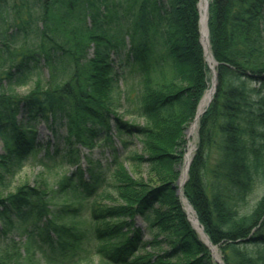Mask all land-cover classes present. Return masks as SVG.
Segmentation results:
<instances>
[{
	"label": "trees",
	"instance_id": "1",
	"mask_svg": "<svg viewBox=\"0 0 264 264\" xmlns=\"http://www.w3.org/2000/svg\"><path fill=\"white\" fill-rule=\"evenodd\" d=\"M199 3L0 0V21L9 24L0 26V68L5 69L0 73V140L5 149L0 184L6 172L37 150L36 126L59 120H65V144L70 146L92 150L102 141L112 144V131L124 148L137 140L144 153L133 154L130 161L147 165L158 178L135 180L114 156L107 188L121 202L94 208L97 196L91 204V236L109 264H214L175 186L185 131L210 84ZM12 15L11 23L6 22L4 17ZM208 30L217 86L198 122L184 197L225 264H264V194L253 209H246L264 168V0H210ZM126 40L130 63L142 74L135 114L143 125L125 121L114 103L118 75L111 55ZM42 62L49 71L46 84L40 77ZM33 82L26 95L15 92ZM70 158L75 170L54 188L24 184L0 196V223L12 227L15 220H45L40 242L81 244L85 234L65 220L80 218L82 204L76 199L87 198L107 179L102 165L88 159L87 181L85 170ZM53 196L70 203L54 214ZM147 248L153 252L141 253ZM0 264H7L1 255Z\"/></svg>",
	"mask_w": 264,
	"mask_h": 264
},
{
	"label": "rangeland",
	"instance_id": "2",
	"mask_svg": "<svg viewBox=\"0 0 264 264\" xmlns=\"http://www.w3.org/2000/svg\"><path fill=\"white\" fill-rule=\"evenodd\" d=\"M208 1L210 2V0ZM12 18L13 15L11 17H4V19H7L6 22L8 23H11ZM0 26L6 28L9 24L5 26L0 21ZM31 39L29 40V46L32 43ZM127 43L128 41L126 40V46H120L119 50L111 55L115 73L118 75L117 81L114 83L116 84L117 89H115L113 98L118 115L123 117L125 121L143 125L145 124V121L135 114V109L137 108L135 98L137 96V92L142 88L143 79L141 72L137 69L138 66L130 63L132 59L128 58L129 46ZM88 53L91 56L92 50ZM41 66L43 67V62ZM3 70H5L4 67L0 68V73ZM40 77L44 83L48 82L49 71L47 68L43 67L40 69ZM209 79L210 84L208 90L210 89V86H212L214 80V75L211 71ZM33 88L34 82L25 87H17L15 92L20 95H26ZM127 111L130 112L128 113ZM192 123L188 126L184 135L186 147L182 162L178 167L179 176L175 184L176 194L186 211L192 228L196 231L202 242L208 247L213 263L225 264L219 248L212 245L217 249L220 260L215 258L213 249L207 245L206 239L203 238L199 232L197 228L198 224H195L197 220L196 222L193 220V216L195 214L191 211L189 207L190 204L184 197L183 189L185 184H180L182 169L185 163V155L188 152L190 145L194 148V155L198 144V127L190 139L187 135ZM36 127L37 150L33 151L26 159H23L21 164L13 166V169H11L9 173H5L6 181L4 184H0V196H6L10 193H14L18 187L24 184L29 185L31 188H54L64 175H69L75 170L77 164L70 163V157H72V160L75 162L78 161L81 168L85 170V172L89 167L88 159L100 163L102 165L101 169L104 171V176L107 179V183L97 187L95 192L87 198L83 200L76 199L77 202L81 201L82 204L80 218L76 219L74 222L70 219L65 220L67 226L75 225V229H78L85 234L81 240V244L76 245L75 247L65 246L64 244L56 242L52 245L43 244L39 240V235L44 229L45 220L36 224H33L34 221L31 218L23 223L15 220L14 226L12 227H8L0 223V255L3 256L4 261L7 264H109L105 258L97 253L98 243L93 240L91 236V213L95 210H91V204L97 196L100 198L94 208L99 206H112L121 202L118 198V194L113 191V189L108 190L107 188L108 183L112 181L113 172L116 167L112 163L115 155L118 157L119 162L122 163L121 169L125 170L126 173H128V175L135 180L147 183L156 182L158 178L154 176L147 165L136 166L130 161V157L133 154L144 153L142 144L137 140L132 139L130 141L132 144L128 145L127 148H124L118 140L117 134L112 131V139L114 141L112 144L102 141L98 143L95 148L90 150L89 148L77 145L70 146L65 144V137L67 136L65 120H59L53 124L41 123ZM3 154H5V149L2 141L0 140V155ZM89 178L90 176L86 172L85 179L89 181ZM263 194L264 168L258 176L255 188L249 197L246 207L247 211L255 207L256 203ZM54 198L55 199H53V203L51 204V210H53L54 214L55 212H58L57 210H59L62 205L70 203L69 200L67 201V199L63 197ZM138 225L144 228V223L140 220H138ZM4 228L6 230H4ZM31 231H34L33 237L29 235ZM51 236L54 240H56L54 235L51 234ZM150 239L151 237L146 233L145 240L150 241ZM33 241H36L37 243L35 244ZM162 251H166V248ZM148 252L151 253L153 251L151 248H147L143 252L141 251V253ZM157 252L161 253V251ZM141 253H138L137 255H140Z\"/></svg>",
	"mask_w": 264,
	"mask_h": 264
},
{
	"label": "bare ground",
	"instance_id": "3",
	"mask_svg": "<svg viewBox=\"0 0 264 264\" xmlns=\"http://www.w3.org/2000/svg\"><path fill=\"white\" fill-rule=\"evenodd\" d=\"M208 4H209L208 0H201L200 10H201V18H202L203 44L206 48L205 51L207 54V62L209 63L211 69H214V61L212 59L210 48L208 46V34H207V30H206V18H207L206 8H207ZM214 85H215V82L213 80L212 86H210V89L207 91L206 95L204 96V98L202 99V101L199 105L196 118H195L194 122L192 123L190 129L187 132L189 139L192 137V135L196 131L200 117L202 116V114L204 113V111L206 110V108L209 106V104L211 102L213 92H214ZM193 149L194 148L190 145V148L188 149V152L185 155V163H184V167L182 169V176L180 179L181 185H184L187 181L188 167H189V164L193 158ZM193 220H194V222H196L195 215L193 216ZM195 224L197 225V222ZM197 228H198L199 232L201 233V235L203 236V238H205L203 235V231L199 225H197ZM213 251L215 253V258L220 260L218 253H217V249L214 248Z\"/></svg>",
	"mask_w": 264,
	"mask_h": 264
},
{
	"label": "water",
	"instance_id": "4",
	"mask_svg": "<svg viewBox=\"0 0 264 264\" xmlns=\"http://www.w3.org/2000/svg\"><path fill=\"white\" fill-rule=\"evenodd\" d=\"M206 12H207V14H208V6H207V8H206ZM200 24L202 25V18H201V22H200ZM206 30H207V34H209V31H208V17L206 18ZM201 33H202V39H203V30H202V27H201ZM208 46H209V41H208ZM206 57H207V54H206ZM214 80H215V85H214V91H215V87H216V74H214ZM213 94H214V92H213ZM212 98H213V97H212ZM188 168H189V167H188ZM189 207H190L191 211L195 214V212H194V210L192 209V207H191V206H189ZM195 217H196V220H197V224L200 226V223H199V221H198V218H197L196 214H195ZM202 231H203V235H204V237H205V239H206V243H207V245H209L212 249H214V247L212 246V244H211V242H210L208 236L204 233L203 228H202Z\"/></svg>",
	"mask_w": 264,
	"mask_h": 264
}]
</instances>
